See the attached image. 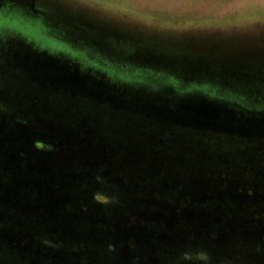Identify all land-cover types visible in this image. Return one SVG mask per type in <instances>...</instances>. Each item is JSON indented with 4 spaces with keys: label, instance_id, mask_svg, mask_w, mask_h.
Returning a JSON list of instances; mask_svg holds the SVG:
<instances>
[{
    "label": "rangeland",
    "instance_id": "obj_1",
    "mask_svg": "<svg viewBox=\"0 0 264 264\" xmlns=\"http://www.w3.org/2000/svg\"><path fill=\"white\" fill-rule=\"evenodd\" d=\"M0 9V158L26 167L23 194L50 242L39 263L208 264V249L215 264H264V0ZM223 89L258 105L205 94ZM97 128L102 145H82ZM107 142L145 163L116 167ZM110 169L128 185L110 184L125 201L104 210L86 175Z\"/></svg>",
    "mask_w": 264,
    "mask_h": 264
},
{
    "label": "trees",
    "instance_id": "obj_2",
    "mask_svg": "<svg viewBox=\"0 0 264 264\" xmlns=\"http://www.w3.org/2000/svg\"><path fill=\"white\" fill-rule=\"evenodd\" d=\"M224 91H217L219 96L218 100H222L221 98H226V100L215 101L217 99H213L212 93L206 92L205 94L211 100L220 103H226L232 106L245 107L247 109L249 106L258 105L256 103H251L249 101L241 100L243 99V94H232V92L223 89ZM175 92L179 93L174 89ZM180 94V93H179ZM239 98V99H236ZM11 122H6L7 128L10 126ZM21 123V121L19 122ZM107 126V125H106ZM140 129L144 128L142 125H137ZM114 127V126H113ZM105 130H112L110 127L104 128ZM100 130L102 128H97V130H91L84 133H80L81 140H85L82 145H85L87 142L90 143V146H101L103 142H100L99 138H95V134L101 133ZM137 131L139 129L133 128L131 131ZM95 131V132H94ZM127 132V131H126ZM75 133V132H74ZM128 134V133H127ZM75 135V134H74ZM86 136V139L82 138ZM131 136L136 144H139L141 141L139 137L133 132ZM93 137V138H92ZM171 137H168V141H171ZM166 139V137H164ZM173 143H176L173 140ZM176 145V144H175ZM35 146L42 149L48 148L52 149L53 146L44 144L42 145L40 142H35ZM106 149L113 152L115 148L111 145V142H107ZM176 148V146H173ZM104 148V147H103ZM102 148V149H103ZM160 151H163L165 154V150L160 148ZM115 154V155H114ZM113 156L112 160L116 163V167L120 168L124 166L129 160H135V164L141 163L143 165L145 162L133 154L128 156L127 154H117V151L110 154ZM1 163H6V165H2ZM14 160L11 158L2 155L0 158V264H29L30 259L34 258L39 261H47L50 259V242L44 238L42 232L40 233V229L35 227L36 221L32 211L37 207V202L32 201V199H28L25 191H23V182L24 173L26 171V167L24 166L23 170H15L13 167ZM127 166V165H126ZM125 166V168H126ZM115 169H110L108 171L107 176L104 175L101 171L98 170V173L90 172V175H86L87 182L92 183L93 186L88 184V190L92 189L94 191V195L97 197L102 196L105 197V202L101 205L102 209L106 208H115L118 209V206H123V201H125L124 194L119 189L117 190L114 187H111V183H116L117 186L125 187L128 185L124 180L121 181H111L116 178L114 176ZM122 172L124 170H121ZM119 170L117 171V173ZM127 172V171H126ZM126 172H123L126 175ZM111 179V180H110ZM118 178H116L117 180ZM90 181V182H89ZM95 183V185H94ZM145 186V184L140 183L138 187ZM29 188V185H27ZM26 189V188H25ZM28 190V189H26ZM42 222H39V224ZM32 224L34 226H32ZM38 224V225H39ZM32 227V228H27ZM42 227V226H41ZM26 230H29L28 233H24ZM32 230V231H31ZM41 264V263H39ZM43 264H49L44 262Z\"/></svg>",
    "mask_w": 264,
    "mask_h": 264
},
{
    "label": "snow or ice",
    "instance_id": "obj_3",
    "mask_svg": "<svg viewBox=\"0 0 264 264\" xmlns=\"http://www.w3.org/2000/svg\"><path fill=\"white\" fill-rule=\"evenodd\" d=\"M82 2L89 5V4L101 3L102 0H82ZM52 9H53V11L55 13H57L59 15V8L58 7H54ZM202 251L205 253V255H202L201 259L202 260H207L208 264H215L216 253H214V252H212V251H210L208 249H202Z\"/></svg>",
    "mask_w": 264,
    "mask_h": 264
},
{
    "label": "crops",
    "instance_id": "obj_4",
    "mask_svg": "<svg viewBox=\"0 0 264 264\" xmlns=\"http://www.w3.org/2000/svg\"><path fill=\"white\" fill-rule=\"evenodd\" d=\"M211 94V93H210ZM219 96V95H218ZM217 94H213L212 93V96L211 97H214L213 99H218L217 97ZM222 100H226V98H221ZM241 100H244V101H253L251 100L250 98L247 97V95L243 94V99L241 97Z\"/></svg>",
    "mask_w": 264,
    "mask_h": 264
},
{
    "label": "flooded vegetation",
    "instance_id": "obj_5",
    "mask_svg": "<svg viewBox=\"0 0 264 264\" xmlns=\"http://www.w3.org/2000/svg\"><path fill=\"white\" fill-rule=\"evenodd\" d=\"M1 10V9H0ZM175 90H177V87L175 88ZM260 104H264V100H261Z\"/></svg>",
    "mask_w": 264,
    "mask_h": 264
},
{
    "label": "water",
    "instance_id": "obj_6",
    "mask_svg": "<svg viewBox=\"0 0 264 264\" xmlns=\"http://www.w3.org/2000/svg\"><path fill=\"white\" fill-rule=\"evenodd\" d=\"M217 95H219V94H217ZM212 98H214V97H212ZM236 99H239V98H236Z\"/></svg>",
    "mask_w": 264,
    "mask_h": 264
}]
</instances>
